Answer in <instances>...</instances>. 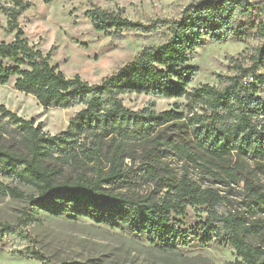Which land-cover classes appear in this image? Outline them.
Here are the masks:
<instances>
[{
    "label": "trees",
    "instance_id": "obj_1",
    "mask_svg": "<svg viewBox=\"0 0 264 264\" xmlns=\"http://www.w3.org/2000/svg\"><path fill=\"white\" fill-rule=\"evenodd\" d=\"M11 4L4 11L6 33L14 39L0 43V85L14 78V89L32 96L43 109L83 107L65 132L51 136L42 131L41 123L0 105V176L36 190L37 196L27 199L29 206L57 216L71 210L75 218L128 226L177 254L178 232L170 225L171 214L184 204L218 211L225 198L187 174L163 177L168 173L162 164L176 155L194 165H218L224 185L243 184L249 214L264 217V101L257 96L264 88V1L191 0L177 19L144 24L86 0L84 15L94 31L115 40L127 32L159 37L158 44L143 47L130 63L94 85L62 74L50 62L53 49L44 55L30 46L18 20L31 6L22 0ZM246 20L262 41L249 64L229 66L226 75L217 77V86L189 90L198 72L188 66L190 54L203 39L220 43L241 36L248 29ZM128 93L184 98L186 113L128 110L120 99ZM136 148H141L144 174L165 190L158 201L115 192L131 181L125 163ZM227 160L231 165L224 164ZM242 161L251 164L249 172L240 166ZM65 172H70L69 178H63ZM4 190L11 197L23 196L16 188ZM206 227L223 231L222 240L244 264H264L262 250L250 243L254 226L225 211L211 213Z\"/></svg>",
    "mask_w": 264,
    "mask_h": 264
},
{
    "label": "rangeland",
    "instance_id": "obj_2",
    "mask_svg": "<svg viewBox=\"0 0 264 264\" xmlns=\"http://www.w3.org/2000/svg\"><path fill=\"white\" fill-rule=\"evenodd\" d=\"M31 8L23 12L18 20L30 46L44 55L53 49L51 64L66 77L79 76L94 85L130 63L141 49L158 44L159 37L147 38L134 32H127L122 39L94 31L85 18L86 0H22ZM191 0H92L105 11L119 12L128 20L149 23L155 20L177 19L181 9ZM199 1V0H192ZM258 2L264 0H249ZM11 0H0V43H11L13 34L6 33L5 8L11 7ZM234 40L214 43L203 39L202 45L189 56V67L198 70L189 90L202 85L217 86V77L226 75L229 66L242 62L249 64V58L262 41L250 28ZM257 24V15L253 16ZM164 30L160 34H164ZM264 73V69L261 71ZM15 79L0 85V105L25 120L42 124V131L55 136L65 132L70 121L83 109H43L29 95L14 89ZM257 96L264 101V88ZM123 106L131 111H153L161 113L177 110L186 113L184 98L166 99L150 95L123 94ZM141 148L130 152L127 169L131 181L116 193L128 194L141 199L160 200L165 190L161 183L152 182L141 167ZM194 165L176 155H169L162 164L168 175L187 174L188 178L202 188L217 190L225 198L217 211L207 206L184 204L171 214V226L178 232L177 254L160 248L157 241L145 233L133 232L128 226H115L109 221L97 224L87 218H75L71 210L57 216L46 209L28 205L29 197H36L33 187L19 185L0 176V264H244L235 250L224 242V232L216 227H206L208 216L216 212H231L247 226H254L256 233L250 243L264 253V217L249 214L244 205L246 193L243 184L222 183L218 165L200 161ZM224 164L231 165L230 160ZM248 162H241L249 172ZM252 168V167H250ZM216 174V175H215ZM65 172L63 178H69ZM4 187L16 188L22 197L5 194ZM26 215L29 217L27 220ZM7 228V231H3ZM205 238H210L206 241ZM264 258V255H263Z\"/></svg>",
    "mask_w": 264,
    "mask_h": 264
},
{
    "label": "built area",
    "instance_id": "obj_3",
    "mask_svg": "<svg viewBox=\"0 0 264 264\" xmlns=\"http://www.w3.org/2000/svg\"><path fill=\"white\" fill-rule=\"evenodd\" d=\"M247 82H251V79L247 80Z\"/></svg>",
    "mask_w": 264,
    "mask_h": 264
}]
</instances>
